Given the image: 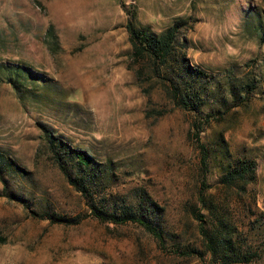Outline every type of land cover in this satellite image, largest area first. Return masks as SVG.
I'll list each match as a JSON object with an SVG mask.
<instances>
[{"label": "rangeland", "instance_id": "374dc122", "mask_svg": "<svg viewBox=\"0 0 264 264\" xmlns=\"http://www.w3.org/2000/svg\"><path fill=\"white\" fill-rule=\"evenodd\" d=\"M133 11L156 32L185 19L191 63L228 100H207L204 115L220 117L200 139L193 113L140 84L130 68ZM263 23L264 0H0V64H24L48 79L46 92L30 80L34 92L22 96L0 72V153L27 172H0V264H211L176 252L206 251L193 209L209 227L218 226L217 217L229 224L228 235L251 257L246 264H264ZM51 25L58 49L48 44ZM41 123L111 164L113 180L101 198L123 203L146 189L162 208L165 246L139 224L97 219L44 152ZM221 134L234 157L258 163L246 191L220 183ZM199 140L210 149L208 170ZM203 189L211 209L200 200Z\"/></svg>", "mask_w": 264, "mask_h": 264}, {"label": "trees", "instance_id": "16d2710c", "mask_svg": "<svg viewBox=\"0 0 264 264\" xmlns=\"http://www.w3.org/2000/svg\"><path fill=\"white\" fill-rule=\"evenodd\" d=\"M185 22V19L179 18L163 32H156L139 21L137 11L130 13L126 25L132 47L130 57L133 62L130 68L135 71L140 84L150 83L155 90L165 94L174 108L193 113L192 127L200 139L201 132L220 117L218 111L204 115L203 107L207 100L210 97L214 99L216 94L219 95L221 104H227L228 100L224 95H220L216 79L201 67L191 63L186 52L188 41L181 31ZM259 31L264 35V23L259 25ZM47 37L52 49L60 48L59 36L53 25L48 28ZM0 72L6 74V81L12 84L17 92H21L22 96L25 91L34 92L25 85L30 80L43 83L45 92L48 87L47 78L35 75L33 70L24 64H0ZM145 75L146 79L143 77ZM230 91L237 98L238 93L233 85ZM40 127L43 131L41 140L44 152L53 158L68 182L83 194L97 219L115 224L129 222L139 224L151 233L161 246H165V230L158 221L162 208L146 189H139L134 199L123 203L116 198L113 200L101 198L105 196L106 188L113 180L111 164L100 161L84 148L72 145L56 134L49 125L41 123ZM218 141L220 146L218 155L221 158L219 162L222 168L220 183L228 188L246 191L247 186L257 178V161L251 157H234L223 134L219 136ZM198 142L203 168L208 170L210 149L200 140ZM6 169L27 175L26 170L18 163L0 153V172ZM205 186L206 180H203V187ZM200 200L209 209L212 208V205H209L212 202L204 195V189ZM192 213L199 222L206 251L192 247L181 250L176 246V252L187 256L209 257L211 264H246L251 260L249 255L243 254L235 245L232 236L228 235L230 228L225 220L217 217V224L221 228L216 226L214 221L211 223L212 227H209L205 214L195 209ZM57 218L59 221H65V217L61 215Z\"/></svg>", "mask_w": 264, "mask_h": 264}]
</instances>
